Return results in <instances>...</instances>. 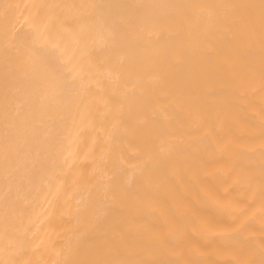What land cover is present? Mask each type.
Here are the masks:
<instances>
[{
    "label": "bare ground",
    "instance_id": "obj_1",
    "mask_svg": "<svg viewBox=\"0 0 264 264\" xmlns=\"http://www.w3.org/2000/svg\"><path fill=\"white\" fill-rule=\"evenodd\" d=\"M0 264H264V0H0Z\"/></svg>",
    "mask_w": 264,
    "mask_h": 264
}]
</instances>
